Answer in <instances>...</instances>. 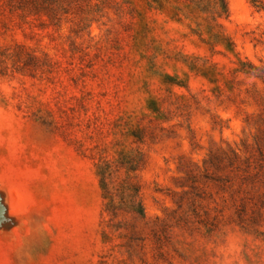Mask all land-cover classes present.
I'll use <instances>...</instances> for the list:
<instances>
[{"label": "rangeland", "instance_id": "obj_1", "mask_svg": "<svg viewBox=\"0 0 264 264\" xmlns=\"http://www.w3.org/2000/svg\"><path fill=\"white\" fill-rule=\"evenodd\" d=\"M98 1L79 29L0 0V264H264V0ZM120 153L132 246L102 214L98 164Z\"/></svg>", "mask_w": 264, "mask_h": 264}, {"label": "trees", "instance_id": "obj_2", "mask_svg": "<svg viewBox=\"0 0 264 264\" xmlns=\"http://www.w3.org/2000/svg\"><path fill=\"white\" fill-rule=\"evenodd\" d=\"M98 2H102L99 0ZM202 11H210L212 14L221 16L228 15V5L226 0H189ZM95 3L94 6H98ZM7 6L11 12H20L22 21L27 24H34L40 28H57L63 21H71L81 29L86 26L88 8L91 7V0H8ZM87 9V10H86ZM35 57L30 54L29 59ZM213 163V162H212ZM247 166H251V161L247 159ZM139 165L136 157L126 153H120L118 160L111 162L107 159L100 160L98 164L99 187L103 199L102 214L106 219V227H116L117 229H130L128 245L132 246L138 240L144 238L139 235L137 223L145 220L146 215L140 200V186L133 174ZM213 166L219 167V164L213 163ZM120 170L124 171V177H117ZM244 178H251L255 173H249ZM258 172L264 173L263 165L259 163ZM239 221H243L244 210H236ZM122 216L114 225V220ZM125 217L133 220L128 223ZM260 217V212H256L251 221H256ZM113 224V225H112ZM153 234H157L155 229ZM104 235L106 233L104 231ZM138 244V243H136Z\"/></svg>", "mask_w": 264, "mask_h": 264}]
</instances>
